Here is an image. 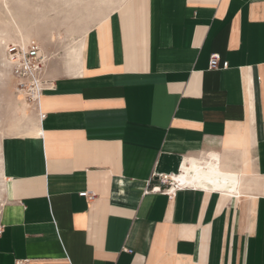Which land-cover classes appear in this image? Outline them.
I'll use <instances>...</instances> for the list:
<instances>
[{
  "label": "crops",
  "instance_id": "1",
  "mask_svg": "<svg viewBox=\"0 0 264 264\" xmlns=\"http://www.w3.org/2000/svg\"><path fill=\"white\" fill-rule=\"evenodd\" d=\"M60 24L22 32L47 59L31 127L0 138V264H264V0L112 1L64 70Z\"/></svg>",
  "mask_w": 264,
  "mask_h": 264
},
{
  "label": "rangeland",
  "instance_id": "2",
  "mask_svg": "<svg viewBox=\"0 0 264 264\" xmlns=\"http://www.w3.org/2000/svg\"><path fill=\"white\" fill-rule=\"evenodd\" d=\"M7 1L10 9L8 12H6V9L0 4V30H10L11 34L10 39L9 37H0V71L2 73L0 75V138L4 134H8L7 124L9 119H12L19 114L23 115L20 101L23 99L27 101L22 94L19 92L17 93L15 79L11 73L8 74L6 68L3 65L4 62H8L10 66L6 54L7 44L10 42L20 43V36L12 32L13 27L21 26V28L27 32L36 31L40 34H43L49 28H55V26H59L60 23H63L60 24V36L58 35L60 38L56 37L53 41L44 45V47L46 48L47 52H51L50 54L55 57V60L61 61L64 70V42L70 39V28H79L85 21H90L91 16L94 17L98 11L106 9L111 5V2L115 0ZM87 3L89 6H86ZM31 40L38 42L37 39ZM29 114L33 117L32 113L29 112ZM30 120L26 119L23 121V126L26 128L31 127L32 121Z\"/></svg>",
  "mask_w": 264,
  "mask_h": 264
},
{
  "label": "built area",
  "instance_id": "3",
  "mask_svg": "<svg viewBox=\"0 0 264 264\" xmlns=\"http://www.w3.org/2000/svg\"><path fill=\"white\" fill-rule=\"evenodd\" d=\"M8 59L11 64L12 75L16 83V91L22 93L24 98L31 102H37L38 96L42 91L41 74L44 69L42 63V55L39 52V46L36 42L29 43L25 47L19 44L9 43L7 46ZM219 55L213 53L209 57L208 66L214 68L218 66ZM227 66V61L222 62V67ZM158 183L150 190H144V192L158 190L163 193L170 192V188L173 187V191L181 189L185 186L178 185L177 183L169 182L167 175H158ZM171 181V180H170ZM170 184L166 189V184ZM164 189H161V187ZM79 195L86 199L94 197L95 193L90 190L80 191Z\"/></svg>",
  "mask_w": 264,
  "mask_h": 264
},
{
  "label": "bare ground",
  "instance_id": "4",
  "mask_svg": "<svg viewBox=\"0 0 264 264\" xmlns=\"http://www.w3.org/2000/svg\"><path fill=\"white\" fill-rule=\"evenodd\" d=\"M74 1V0H73ZM0 4L2 5V7H4L5 9H6V12H8L10 9H9V5H8V1L7 0H0ZM5 17V16H4ZM13 19V18H12ZM14 20V19H13ZM17 20V19H16ZM15 20V21H16ZM19 21V20H18ZM4 23V22H3ZM22 23V22H21ZM23 25V24H22ZM8 29V28H7ZM12 32H14V33H16V35H19L20 36V43H18V42H10V43H13V44H19V45H21L22 47H25L26 45H28L29 43H32V42H36V41H33V40H31V41H28V42H24L25 41V36L22 34V32H23V28H21V26L19 27V26H14L13 27V29H12ZM0 37L1 38H7V37H9V39L11 38V34H10V30H6V29H3V30H0ZM2 40V39H1ZM37 44H38V42H36ZM9 44V43H8ZM8 44H7V46H8ZM7 46H6V54H7V58H8V53H7ZM38 46H39V52H40V54L42 55V63H43V65L45 64V62H46V59H47V57H46V59H45V56L46 55H44V54H42V52H41V48H40V45L38 44ZM8 61H9V59H8ZM10 63V62H9ZM3 65H4V67L6 68V70H7V72H8V74H10L11 73V75H12V69H11V64H10V66H9V64H8V62H4L3 63ZM2 73H1V71H0V75H1ZM13 76V75H12ZM2 78V77H1ZM14 78V77H13ZM15 87H16V83H15ZM18 93V92H17ZM20 94H22V93H20ZM20 103H21V107H22V112H23V115H21V114H19V115H17V116H15V117H13L12 119H9V121H8V124H7V128H8V134H20V131L23 129V121H25L26 120V118H27V116L29 117V116H31L30 114H28V112H29V110H28V102L27 101H25L24 99L22 100V101H20ZM25 119V120H24ZM31 119V118H30ZM197 161V160H196ZM203 161V160H202ZM200 162V161H199ZM211 162V161H210ZM204 163V162H203ZM196 164V163H195ZM194 164V165H195ZM197 164H198V162H197ZM196 164V174L197 175H200V176H202L203 177V179H205V181L208 179H212L213 177H211V174L209 173V171H213V170H211L212 168V166H211V164L212 163H210L209 165L208 164H206V163H204L205 165H200V164H198L197 165ZM1 165V164H0ZM214 165H215V162H214ZM218 167V166H217ZM1 168V167H0ZM180 169H183V168H180ZM2 170V169H1ZM215 170V173H212L213 174V176H214V179H212L211 180V182L210 183H212V184H214V186H216V185H218V184H215L214 183V181L215 180H218L219 178H224V179H237V175H235V174H227V173H225V172H222V171H220V170H218L217 168H215L214 169ZM182 171V170H181ZM194 173V172H193ZM191 176L192 175H189V173H188V170H186V175L185 174H181L180 172L179 173H174V177L176 178V179H174V180H177L178 182H175L174 180V182L175 183H177L178 185H182V184H184V185H189V186H191V185H194L193 184V181L191 180ZM196 177V176H195ZM199 177V176H198ZM197 177V178H198ZM194 178V177H193ZM197 181V180H196ZM236 182H237V180H236ZM0 201H1V195H0Z\"/></svg>",
  "mask_w": 264,
  "mask_h": 264
}]
</instances>
